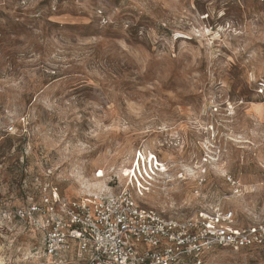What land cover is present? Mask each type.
<instances>
[{"label":"rangeland","instance_id":"374dc122","mask_svg":"<svg viewBox=\"0 0 264 264\" xmlns=\"http://www.w3.org/2000/svg\"><path fill=\"white\" fill-rule=\"evenodd\" d=\"M52 187L263 224L264 0H0V264L54 263L15 214Z\"/></svg>","mask_w":264,"mask_h":264},{"label":"built area","instance_id":"2783aa9c","mask_svg":"<svg viewBox=\"0 0 264 264\" xmlns=\"http://www.w3.org/2000/svg\"><path fill=\"white\" fill-rule=\"evenodd\" d=\"M15 214L44 235V254L61 264L74 253L85 264H203L215 247H264V223L238 227L221 203L173 218L141 206L126 187L76 199L52 187Z\"/></svg>","mask_w":264,"mask_h":264},{"label":"crops","instance_id":"0c3cea01","mask_svg":"<svg viewBox=\"0 0 264 264\" xmlns=\"http://www.w3.org/2000/svg\"><path fill=\"white\" fill-rule=\"evenodd\" d=\"M72 257H76L79 261H80V264H82L81 262H83L84 263V260L83 259H80V258H78L77 256H76V254L74 253V254H72V255H70V258H72ZM52 260H54V259H52ZM54 263H59L58 262V259L56 258V261L54 260ZM59 264H61V263H59ZM63 264V263H62Z\"/></svg>","mask_w":264,"mask_h":264}]
</instances>
